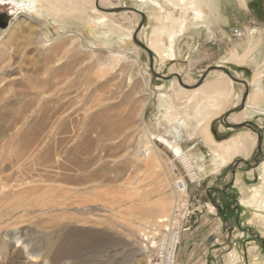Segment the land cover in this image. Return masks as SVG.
Here are the masks:
<instances>
[{"label": "bare ground", "instance_id": "bare-ground-1", "mask_svg": "<svg viewBox=\"0 0 264 264\" xmlns=\"http://www.w3.org/2000/svg\"><path fill=\"white\" fill-rule=\"evenodd\" d=\"M135 2L139 4V7L132 9L143 14V24L148 19H154L159 24L158 28H153L149 38L146 40V44H144L147 50H149L152 54V67L154 70L155 57H157L160 62L172 61L176 58V53L182 48L181 45H185L187 47L191 46V42L188 44L187 39L193 40V37L191 36L186 38L183 36L188 29L198 30L203 28L207 41L212 39L216 42V44L218 43V45L224 42L225 35L222 26H214L219 22V0H135ZM236 2L240 8L248 9L249 3L247 4V0H236ZM4 5H12L17 11H20L24 15L22 16L24 22H16V19L14 18L4 31L5 34L8 35V39H0V98L2 99L5 94L7 95L10 93L11 96L12 93H15L11 89L15 83L14 77L11 78L13 73H7L9 70L12 52L17 50L13 48L11 41V38H13V35L16 34V31L19 32V30H21L25 33L27 32L29 36H32L30 41H28L34 44L38 49H41L42 45H47L50 40L47 38V35L44 33L45 31L43 32V28H41L42 26L39 25L37 21L40 20L45 25H52V27L58 31L65 30L69 26L72 27V23H70L69 19L71 18L72 20V18H75L74 16H76L78 17L80 24H91L93 26L92 29L106 37V39L109 37L114 38L117 46H120L124 44L129 45V43L133 41V35L136 32V27L141 19L138 13L132 11H122V13L114 12L113 10L124 7L121 6L119 0L116 5L110 6L105 5L104 0H0V6ZM146 7H150L151 15L145 14V12L141 9ZM162 7L168 11L170 16L172 15L174 17L173 21H169V23H167L163 20V15L160 14L162 13V10H164ZM89 10L92 14L91 17L86 16L87 11ZM117 14L121 17L124 24L128 25L127 28L117 23L115 18ZM33 23L36 24V27H34ZM167 25L170 27L169 31L165 30ZM143 30L144 27H141L135 35L137 41L139 42H141ZM244 35L246 36V40L242 44H223L224 49H226L224 56L218 60L219 62H229L238 66L246 65L252 54L264 47V25L245 27L243 29V34H241L240 37ZM181 40L182 42H180ZM179 43H181V48L178 46ZM102 47L109 50L105 44H102ZM137 47L134 49L132 48V51L130 49L129 53H122V50H112V52H109V69H113L118 66L120 62L126 59L130 64H138L140 54ZM191 60L192 55H189L188 61L190 64ZM48 61L49 60H47L46 63L49 64ZM251 61H253V59ZM147 67H149V65ZM141 72L143 76L142 79H144V87L147 89L149 88L150 75L146 71H142V69ZM171 74L179 76V80L173 77L174 79H170L168 81L169 84L172 83L177 86L176 90L171 92V96L159 93L157 95L156 102L157 106L163 107L165 110V112H162V119L164 120V124L168 126V131L166 130L165 135H167L166 137L170 140H167L162 136H155L148 131L146 127L147 125H145L143 121V113L146 107L145 103L139 116L142 137H137L138 147L132 155L133 163L135 164L136 162H139L151 170L163 168V162H161L162 160L160 161V158L156 154L153 147V142H157L170 151L184 170L190 172L193 168H195L200 176L206 173L203 168V160L205 157L211 158V168L209 173L213 175H217L228 165L232 164L236 157H240L241 159L238 160H242V162H238V164L245 165V163H247L246 159L258 141L257 135L255 134L256 131L246 128V131L237 133L230 139L223 142H217L211 133V122L214 117L223 113L226 102L232 93V85L235 81L220 70L209 72L207 77L211 76L213 79L207 80V77L205 78L204 76L205 80L203 79L204 81H202V83L198 86H196V82L188 77L183 78L176 72ZM68 75L69 70L66 65L59 68L55 67L50 70L44 64L43 68L35 69L31 75L25 78V80L23 79V81H25L27 94L33 96L34 99H46L48 97L52 99L51 101H55V103H53V112H51L53 121L52 123L50 122L51 126L46 124L45 120L33 129H30V131L21 133L16 131V133L13 132V135H9L10 140L7 142V146L13 148V155L11 160L7 157L2 161V163H7L8 167L0 169V199L5 203L8 202V200H13L14 198H16V201L14 200L15 202H12L13 205H11V207L9 206L10 208L7 206V208L2 207L4 209L0 210V231L3 226L4 229L2 230H5L7 227L5 224L8 221H11L13 225H16L19 219L29 215H35L38 211L39 213L44 214L52 212L66 215L61 218L62 220L74 219L76 223L80 224L78 227H82L79 230L81 232H77L78 235L83 237L84 240L91 241L92 245L100 244L103 246H109L110 242L107 237L115 238V236H118L119 229V232H123L131 243L133 242L139 245L140 240L137 241V233L141 221L148 224L151 223V221L155 219L154 217L156 215H160L163 211H165L166 205L161 202V199L153 201L150 204H146L145 199H140L138 201L139 204L136 206L146 207L142 208L143 212H141V215L136 220H130L128 222L129 225L124 228L114 221V219H107V221H105L101 218L102 216L100 214L105 207V203L110 204V206L115 204L118 205V203H116V196L118 195L116 194L119 191L112 188L108 189L106 193L102 189L105 187L109 188L115 186L118 182V176L122 175L121 172L125 167L121 166L119 168H114L113 170H107L103 164H99L101 162V158L97 153H99L101 149L99 150L98 146L105 140L114 139L116 137L115 134H117L119 128L122 127V122L113 120L111 117L105 115L104 112H99L95 118L87 123L84 121L79 123L72 122L70 134L74 135L76 130H80L81 142L76 149H74L73 146L70 147V141H65L62 136L59 137L60 134H66L65 131L62 130L64 119L68 118L69 120L72 115L75 114V112H73V103L71 98L75 96L76 92L71 90ZM260 79V75L255 74L253 76V81L251 82L255 89L252 91V97L250 95L251 102L254 106H249L244 100L240 110L224 116L226 117L225 121L227 124L236 125L244 122L252 123L250 119H252L253 116H264V108L262 107L264 104V87L260 85ZM126 81L129 83L131 81V77H128ZM4 84H7L6 87H4ZM110 84V82H107L106 85H102L100 88L90 91L88 90L89 96H95L99 90L102 95H104L105 90H107ZM239 84L240 87L244 88L243 91L248 88L246 83L240 81ZM192 85H194V87L191 89L183 88V86L190 87ZM160 88H162V85L156 87V89ZM129 90H131V88ZM107 92L111 93L110 89H108ZM247 97L249 98V94ZM175 101H183L181 106L185 108L193 103H196L198 108L194 112H177L175 110L177 107ZM241 102L242 99L238 100L233 109L239 108ZM0 103H2V100H0ZM23 111L24 112H13L18 114V121L20 120V124L22 125L26 123L25 119L32 118L40 113L48 112V107L38 106V104H35L28 106V108ZM221 123L223 125H221V129L228 130L222 121ZM255 125L257 128L261 129L257 124ZM181 130H183V133L185 134V141L191 142L197 137L201 139L202 143L205 145L202 157L195 158L193 160V157L189 158L183 153L178 143L182 139L180 134ZM92 135H97L95 142L91 141L90 137ZM51 141L53 142V145H55L50 153L46 149L48 142ZM118 147H121V145H118ZM93 153V160H89V155ZM109 154L110 153H108V155ZM234 164V169L232 170L233 175L230 172V179H233V182L231 181L232 185L234 184L235 186H238L241 195L236 203L238 207L251 209L255 212L253 213L251 220L248 221V225H258L256 226L258 229H264V155L262 156L261 162H258L256 169H254L259 175L258 186L250 188L245 187L237 176V169L240 167L237 166L236 162ZM248 167L250 168L248 176L251 177L254 174V170L252 169L253 166L250 165ZM165 170L164 173H166ZM3 172H6V174ZM111 175L113 177H111ZM165 182L166 181L161 179L157 184L158 188L161 189L159 197L163 196L165 192H168V190L173 191L176 189L173 187L163 191L166 188ZM37 193H40L41 196H47L48 201L45 205H37L35 204V201L31 199L32 195ZM135 195L136 194L132 196ZM176 203H178V200L173 202L174 208H176ZM205 207L209 215L214 213L215 210L210 204H206ZM71 210H74L77 217L67 215ZM15 212H20V216L15 217ZM59 214L57 217L60 216ZM90 215L95 216V219L92 220L86 217ZM158 219L159 218L154 221L156 222ZM105 223L107 230L103 229ZM62 228L66 229L65 236L64 240L57 248L53 250L50 245V240L43 237V247L39 248V246H37V241V243L34 244L35 247H32L29 250L30 254L36 258H41L42 261L44 257L45 264H69L67 263V260H69L72 255H75L76 252L67 249V244L70 239L74 238L73 234L75 229L69 228L67 223H63V226L59 227V229ZM92 228L95 230H92ZM258 236L260 239H264V231L259 230ZM18 239L16 241H18ZM174 240H176V238H174ZM3 244H6V242L4 241ZM178 246L179 240H177V244L174 249V256ZM141 250L143 251L142 248ZM257 251L258 248L256 246L250 247L248 251H246L248 254L247 258L251 260L250 263L247 261V264H257ZM99 253H101V251L96 250L92 253V255L94 254L95 256V254ZM144 254L145 257L148 258V255L145 252ZM224 257L226 258V262L223 264H238L240 260H238L234 250H229ZM99 261H96V264H100ZM259 264H264V257L261 259V263Z\"/></svg>", "mask_w": 264, "mask_h": 264}, {"label": "rangeland", "instance_id": "rangeland-1", "mask_svg": "<svg viewBox=\"0 0 264 264\" xmlns=\"http://www.w3.org/2000/svg\"><path fill=\"white\" fill-rule=\"evenodd\" d=\"M119 2L121 3V6H124L125 8L132 9L139 7V4L136 3L135 0H119ZM117 3L118 0H104V4L109 6L116 5ZM247 4L249 5L248 9H242L237 5L236 0H221V2L219 0V22L214 26L216 27L221 25L225 35L224 42L218 45L219 48L222 47L224 49V43H229L230 45L244 43L246 36H242L243 38H235L233 36L234 30H240L243 34V29L245 27L264 25V0H247ZM162 8L164 9L162 10V13L159 11L157 12L163 15V20L167 23H169V21H173L174 17L172 15L170 16L164 7ZM141 9L145 12V14L151 15L150 7ZM22 16L24 15L20 11H17L12 5L0 6V39H8V35H6L4 31L7 29L9 23L14 20V18L16 19V22H24ZM86 16H92L90 10L87 11ZM74 17L75 18H72V20L71 18L69 19L70 23H72V27L69 26L65 30L58 31L55 30L52 25H45L42 21L36 20L37 23L42 26L41 28H43V32L45 31L44 33L50 40V45L49 43L45 46L42 45L41 49H38L34 44L29 42L32 36H29L27 32L25 33L21 30H19V32L16 31L15 33L17 35L14 34L13 38H11L13 48L17 50L12 52L7 74H10L9 72L13 73L11 78L14 77L15 83L11 89L15 93H12L11 96L10 93L7 95L5 94L8 98L5 95L3 99L0 98V100H2V103H0V169L8 167L7 163H2L5 158L9 157L10 160L12 159L13 148L7 146V142L10 140L9 135H13V132L16 133V131H19L20 133L30 131V129H33L35 126L45 120V123L51 126L53 121L51 112H53V103H55V101H51L52 99L48 97V99H45L44 97V99H34L33 96L27 94L25 81H23V79L25 80V78L31 75L35 69L43 68L44 64L50 70L54 69L55 67L59 68L66 65L69 70L68 80L71 90L76 92L75 96L71 98L73 103L72 108L75 114H73L69 120L68 118L64 119L62 130L65 131L66 134H60L59 137L62 136L65 141H70V147L73 146L74 149H76V147L81 142V132L80 130H76L74 135L70 134L72 122L79 123L84 121L87 123L95 118L99 112H104L105 115L111 117L113 120L122 122V127H120L117 134H115L116 137L111 140H105L98 146L99 150L101 149V151L97 153L101 158V162L99 164H103L107 170H113L114 168H119L121 166L125 167L121 172L122 175L118 176V182L115 184V186L109 188L105 187L102 189L106 193L108 189L112 188L119 191L116 194L118 195L116 196V203H118V205L115 204L112 205V207L110 204L105 203V207L100 214L102 216L101 218H103L105 221H107V219H114V221L124 228L129 225L128 222L130 220H136L141 215V212H143L142 208L146 207L136 206L139 204L138 201L140 199H145L146 204H150L153 201L161 199V202L166 205L165 211H163L160 215H156L154 217L155 219L149 223L153 224L155 222L154 220L157 218H168L173 214L175 209L173 207V202L175 201V192H179L177 189L182 188L185 190V195L183 196V206H181L179 210L176 211L175 215L180 219V221H182V225L186 231L181 233L179 237V246L177 247L178 250L176 249L175 254V264H223L226 262V258L224 256L229 252V250L235 251L238 260L240 259L238 264H247V261L250 263L251 260L247 258L248 254L246 251H248V249L253 246H256L259 249L260 244H264V239H260L258 236L259 230L264 231V229H258V227H256L258 225H249L247 226V231H242L246 223L248 224V221L251 220L253 213L255 212L251 209L237 207L236 202L241 195L238 186H232L230 172L235 167L234 163H237V160L241 158L236 157L232 164L228 165L217 175H213L209 173L211 168V158L205 157L203 160V168L205 169L204 171L206 173L200 176L195 168H193L195 172L193 170L190 172L184 170L167 148H165L162 144L153 142V147L156 151V154L159 156L160 161L162 160L161 162H163V168L159 167L161 169L157 168L151 170L139 162L134 164L132 155L135 153V150L138 147L137 137H142L139 117L142 107L146 103L143 113V121L145 125H147L146 127L148 131L155 136H162L163 138L170 140L168 137H166L167 135H165L166 130L168 131V126L164 124V120L162 119V112H165V110L163 107L157 106L156 102L157 95L159 93L171 96V92L175 91L177 86L172 83L169 84L168 81L170 79L162 80L152 76L149 67H147L149 65V61L146 53L141 48L137 47L133 41L130 42L129 45L124 44L117 46L114 38L109 37L106 39V37L92 29L93 26L91 24L82 25L79 23L78 17ZM115 18L118 24H121L125 28L128 27L127 24H124L123 20L118 14ZM33 25L36 27L35 23H33ZM142 27H144V30L141 35L140 43H143L144 45L146 44V40L149 38L153 28H158L159 24L154 19H148L145 21ZM165 30L169 31L170 27L167 25ZM198 30L188 29L183 34V36H190L193 34L197 35L199 33L200 38H204L206 36L204 29L200 28ZM203 40L205 41L206 37ZM180 42H182V40ZM102 44H105L109 50L102 47ZM135 47L138 48V52L140 54L138 64H130L126 59L124 60L125 62L122 61L120 64H118V66L114 67L113 69H109V52H112V50H122V53H129L130 49L132 51ZM178 52L176 53V57L178 56ZM223 56H219L218 60ZM186 58L188 60V57ZM175 59L176 58H174V60ZM250 59H253V61ZM250 59L246 65L242 66H251V72L245 71L240 68V66L238 67V65L229 62L221 63L217 60L218 64L215 65L217 68H225L224 65L229 64V69L231 70V72L229 70V73L236 80H238L237 82L233 83L232 93L225 105V107L227 104L231 105L229 112L231 109H233L237 101L242 99L245 92V90L243 91L244 88L240 87V81L246 83L248 86L247 96L249 94V98L246 96L245 103L251 107L254 106L251 102V97L252 91L255 90L251 82L253 81V76L255 74L260 75V85L264 87V47L253 53ZM47 60H49V64L46 63ZM175 63L176 62L173 63L170 61L160 62V60L155 57V70L153 69V72L159 75L167 76L166 73L168 70H170L171 73L176 72L183 78L188 77L194 82H198L200 76L198 77L197 74H194L193 76L187 75L189 72H191V64L189 61L187 68L188 71H186L184 75L181 74L183 68ZM174 68L177 69L173 71ZM141 69L150 75L149 88L147 89L144 87V79H142L143 76ZM225 69L228 70L227 68ZM214 70L215 69L212 67L211 71ZM251 75V79L248 80ZM169 76H171V79H174L173 75ZM128 77H131V81L129 83L126 81ZM211 78L213 79V77ZM208 79L209 77H207V80ZM107 82H110L111 84L108 86L107 90H105L104 95H102L99 90L98 93L95 92L97 93L95 96H89L90 90L100 88V86L106 85ZM6 85L7 84H4V87H6ZM159 85H162V88L156 89V87H159ZM193 87L194 85L190 87L183 86L185 89H191ZM130 88L131 90H129ZM108 89H110L111 93L107 92ZM234 92L236 93V96ZM35 104H38V106H47L48 112L40 113L32 118L25 119L26 123L23 125L20 124L21 121H18V114L13 112H24L23 110L28 108V106ZM175 104L177 105L175 108L177 112H194L198 108L196 103L191 104L187 108L181 106L183 101H175ZM262 107L264 108V104ZM225 114L222 115L220 119L214 120L211 125V133L217 142L226 141L233 137V135L246 131V128H241L228 129L220 132L219 129H221L222 125L221 121ZM250 120L252 123L257 124L261 128L258 129L260 131L262 141L260 153L256 152V146H254L248 158L246 159L247 163L253 166L254 159H256L257 162H261L262 156L264 155V116L256 115ZM257 132L258 131L255 133L256 135L258 134ZM180 134L182 139L178 143L183 153L189 158L193 157V160L195 158L202 157L205 145L202 143L201 139L197 137L193 141L188 142L185 141V134L183 133V130H181ZM96 136L97 135H92L90 137L92 142H95L97 138ZM54 145L52 141L48 142L46 150L51 153ZM118 145H121V147H118ZM108 153L110 154L108 155ZM89 156V160H93L94 153L90 154ZM241 165L242 164L238 165L240 168L237 169V176L239 174L238 172L246 174L250 169L246 165ZM252 169L254 170L256 167H253ZM164 170L167 174L164 173ZM3 173L6 174V172ZM252 176L253 177H251L250 180H245V187L250 188L259 185V175L256 170ZM111 177L113 176L111 175ZM161 179L166 181V188L163 191L175 187L176 189L173 190L174 192L168 190V192H165L163 196L159 197L161 189L158 188L157 184ZM135 184H138L139 186ZM222 190H224V192H221ZM134 194L137 196H132ZM31 199L35 201V204L40 206L45 205V203L48 201L47 196H41L40 193L32 195ZM14 200L16 201V198L11 201L8 200V202L5 203L0 199V210L7 208V206L11 207V205H13L12 202H15ZM206 204L211 205V207L215 210L214 213L210 215L208 214V211L205 207ZM216 207L224 210L228 216L229 214L233 215L231 217L227 216L228 223H238L239 230L238 228L234 227L231 236H229L228 228H225L223 221L220 219L219 213L216 211ZM233 209H235L236 212L244 211V214L241 217L236 215L234 216ZM58 214L59 213L52 212L44 214L39 213L38 211L35 215H29L19 219L16 225H13L11 221H8L5 224L7 225L5 230H2L4 229L3 226L0 231V264H45L44 257L42 261L41 258L32 256L29 250L32 247H35L34 244L37 243V241V246L42 248L43 237H46L47 240H50V245L53 250L57 248L64 240L65 236L66 229H59V227L63 226V223H67L69 228L75 229L73 234L74 238L70 239L67 244V249L76 252L75 255H72L71 258L67 260V263L69 264H96V261L99 260L100 264H147L148 258L145 257L144 252L141 250L140 244L138 245L137 243H131V241L126 238L123 232H119L120 229L118 230V236H115V238L107 237L110 242L109 246H103L100 244L92 245L91 241L84 240L83 237L78 235L77 232L82 228L78 227L80 224L76 223L74 219L62 220L61 218L65 217L66 215L59 214L60 216L57 217ZM14 215L15 217L20 216V212H15ZM67 215H73L77 217V214H75L74 210L69 211V214ZM184 215L185 217L183 218L182 216ZM86 217L92 220L95 219V216L93 215ZM145 225H148V223L141 221L138 228L137 241L139 240ZM249 227L252 228L251 231L254 234H248ZM103 229L107 230L106 223L104 224ZM92 230L95 229L92 228ZM17 239L18 241H16ZM249 239L251 240L249 241ZM245 240H248L247 242L249 243H243L242 246V241ZM4 241L6 244H3ZM229 241L231 243H229ZM96 250L101 251V253L95 254V256L94 254L92 255V253H94ZM256 254L258 256H256V263L259 264L261 263V259L264 257V255L260 257L258 251Z\"/></svg>", "mask_w": 264, "mask_h": 264}, {"label": "crops", "instance_id": "crops-1", "mask_svg": "<svg viewBox=\"0 0 264 264\" xmlns=\"http://www.w3.org/2000/svg\"><path fill=\"white\" fill-rule=\"evenodd\" d=\"M184 36L186 38L191 37V36L193 37V40L187 39L188 44L191 42L190 48H188L189 46L186 47L185 45H181V43H179L178 44L179 48H181V47L182 48L179 50L178 56L176 57V59L173 60V61H170V62H173V63L176 62L175 64H178L180 67H182L183 71L181 72V74L184 75L185 72L188 71V69H187L188 68V60H187L186 57H188L189 55H192L191 67H190L191 72H189L187 75L193 76L194 74H197V76L198 77L200 76V78H201V76H205V78H206L207 74L209 72H211V68L212 67H216L215 65L218 64L217 60H218L219 56H223L225 50L223 48H219L218 47V43L216 44V42L214 40H212V39H210L208 41L205 40L206 41L205 42L203 39H205L206 36L204 38H200V34L199 33L197 35L193 34V35H190V36H187V35H184ZM180 45H181V47H180ZM224 66H225V68L228 69V71L230 70L229 69V64H225ZM240 68H242L245 71H250V72L252 70L251 66H240ZM176 69L177 68H174L173 71H175ZM230 72H231V70H230ZM166 74H167V76L173 75V74H171L170 70H168V72ZM235 74H237V73H235ZM251 77H252V75L250 76V78L248 80H250ZM209 79H212V78L209 77ZM235 96H236V93H235ZM230 107H231V105L227 104V106L225 107L223 113H221L220 115L214 117L212 122H211V124L213 123L214 120L220 119L223 114H225L226 112H229ZM223 130L219 129L220 132H222ZM238 173H239L238 177H239V179L241 180V182L243 184H244L246 179L250 180L251 177H253V176L249 177L248 176V172L246 174H243V173H240V172H238ZM230 180L232 181V178ZM232 186L235 187V185H232ZM237 207H238V205H237ZM235 209H233L234 216L236 215V216H240L241 217L244 214V211L243 212L242 211L236 212ZM216 211L219 213L220 219L223 221L225 228H228L229 236H231L234 227L238 228V230H239L238 223L235 222L236 224H231V223L227 222V216L228 215L226 214V212H224V210H222L219 207H216ZM231 216H233V215L229 214L228 217H231ZM235 221H236V219H235ZM247 226H249V225L246 223V225L244 226V229H242V231L243 230L247 231ZM251 229L252 228H249V230H248V234L249 235L254 234L251 231ZM250 240L251 239H249V241ZM247 241L248 240L242 241V246H243V243H249ZM229 243H231V242L229 241ZM258 253H259L260 257L264 255V244H262V245L260 244L259 249H258Z\"/></svg>", "mask_w": 264, "mask_h": 264}, {"label": "built area", "instance_id": "built-area-1", "mask_svg": "<svg viewBox=\"0 0 264 264\" xmlns=\"http://www.w3.org/2000/svg\"><path fill=\"white\" fill-rule=\"evenodd\" d=\"M241 34L240 30L233 32L235 38H239ZM177 191L179 192H175V201L178 200V203H176L177 206L173 214L168 218H160L155 223L144 226L142 230L139 240L141 248L148 255L147 264H174V249L177 240L181 233L186 231L182 221L175 215L176 211L183 206L185 190L181 188ZM182 217L184 218L185 215Z\"/></svg>", "mask_w": 264, "mask_h": 264}, {"label": "water", "instance_id": "water-1", "mask_svg": "<svg viewBox=\"0 0 264 264\" xmlns=\"http://www.w3.org/2000/svg\"><path fill=\"white\" fill-rule=\"evenodd\" d=\"M113 11L114 12L132 11V12L138 13L140 15V18L141 19H140V22H139V24H138V26L136 28V32L133 35V38H132L133 39V42L146 53L147 58H148V61H149V69H150V72H151V74H152V76L154 78H159V79H162V80H169V79H171V76H167L166 77V76H162V75H159V74L153 72V67H152L153 66V60H152V54H151V52L149 50H147V48L143 44H141L139 41H137V39L135 37L136 33L139 31V29L143 25V22H144V16H143V14L137 12L134 9L124 8V7L123 8H117V9H115ZM213 69L222 71L224 74H226L228 77H230L235 82L238 81L233 76H231L230 73L225 68H216V67H213ZM173 77H175L177 80H179V76L178 75H173ZM203 79H204V76H201V78L196 83V86L200 85L202 83ZM246 95H247V89H245V92H244L243 97H242V102H241L239 108L232 109L230 112H227L225 114V116L228 115V114H230V113H232V112H237L238 110H240L242 108V105H243V102H244V100L246 98ZM225 118L226 117H224L222 119V122L225 125V127L228 128V129L250 128L252 131H258L257 132L258 133L257 134V139H258V141H257V149H258V153H260L261 135H260V131L257 128V126L255 124H253V123H250V122H244L242 124H236V125H229V124L226 123ZM238 162H242V160H237V163L236 164H238ZM245 165L247 167L250 166L248 163H245ZM257 165H258V162H257L256 159H254V165H253V167H257ZM231 173L233 175V171ZM221 192H224V190H222ZM255 237H257V236H255Z\"/></svg>", "mask_w": 264, "mask_h": 264}, {"label": "flooded vegetation", "instance_id": "flooded-vegetation-1", "mask_svg": "<svg viewBox=\"0 0 264 264\" xmlns=\"http://www.w3.org/2000/svg\"><path fill=\"white\" fill-rule=\"evenodd\" d=\"M261 135V134H260ZM258 140V139H257ZM256 152H257V143H256ZM240 165V164H237V166ZM243 165V164H242Z\"/></svg>", "mask_w": 264, "mask_h": 264}]
</instances>
